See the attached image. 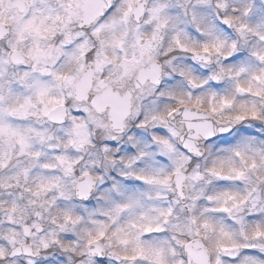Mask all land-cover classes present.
I'll list each match as a JSON object with an SVG mask.
<instances>
[{"label":"snow or ice","instance_id":"1","mask_svg":"<svg viewBox=\"0 0 264 264\" xmlns=\"http://www.w3.org/2000/svg\"><path fill=\"white\" fill-rule=\"evenodd\" d=\"M0 264H264V0H0Z\"/></svg>","mask_w":264,"mask_h":264}]
</instances>
